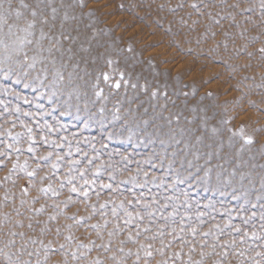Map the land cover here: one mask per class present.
<instances>
[{
  "label": "rangeland",
  "instance_id": "obj_1",
  "mask_svg": "<svg viewBox=\"0 0 264 264\" xmlns=\"http://www.w3.org/2000/svg\"><path fill=\"white\" fill-rule=\"evenodd\" d=\"M0 17V264H264V0Z\"/></svg>",
  "mask_w": 264,
  "mask_h": 264
},
{
  "label": "snow or ice",
  "instance_id": "obj_2",
  "mask_svg": "<svg viewBox=\"0 0 264 264\" xmlns=\"http://www.w3.org/2000/svg\"><path fill=\"white\" fill-rule=\"evenodd\" d=\"M24 7H27V5H24ZM16 15H17V17H19L20 13L17 12ZM32 15L35 16L36 13L33 12ZM0 19H3V17H0ZM33 23H34V21H29L27 27H28V28H31V27L33 26ZM8 27H9V29H11V28H12V25L9 24ZM23 31H27V29H23ZM22 42H23V41H22ZM0 43H2V42H0ZM28 43H31V41H28ZM262 51H264V49H262ZM25 59H28V58L25 57ZM33 59H34V58H33ZM29 67H34V63H33V64H30ZM105 78H107V77H105ZM61 79H62V77H61ZM104 187H109V185H104ZM71 190H72V191H76L75 188H73V189H71ZM85 195H86V193H85ZM129 203H131V201H129ZM38 211H39V210H38ZM127 215H128V216H131L132 214H131V213H127ZM137 215H139V214L137 213ZM50 218H51V219H54L55 217H50ZM129 222H130V221H129ZM92 227H97V225H92ZM238 230H239V229H237V231H238ZM192 231H193V233H194V232H195V229H192ZM109 235H111V233H110ZM205 235H207V234L205 233ZM82 246H83V245H82ZM61 247H63V246H61ZM84 247H86V246H84ZM142 247H143V246H142ZM146 255H151V253H150V252H146ZM176 255L178 256L179 253H177ZM201 255H203V253H202ZM73 258H75V253H73ZM97 264H99V262H97ZM196 264H200V262L197 261Z\"/></svg>",
  "mask_w": 264,
  "mask_h": 264
}]
</instances>
